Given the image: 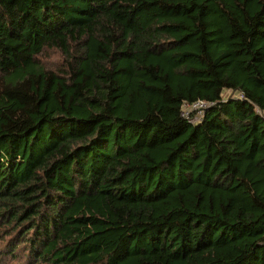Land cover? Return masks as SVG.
Wrapping results in <instances>:
<instances>
[{"label": "trees", "instance_id": "obj_1", "mask_svg": "<svg viewBox=\"0 0 264 264\" xmlns=\"http://www.w3.org/2000/svg\"><path fill=\"white\" fill-rule=\"evenodd\" d=\"M12 263L264 264V0H0Z\"/></svg>", "mask_w": 264, "mask_h": 264}, {"label": "built area", "instance_id": "obj_2", "mask_svg": "<svg viewBox=\"0 0 264 264\" xmlns=\"http://www.w3.org/2000/svg\"><path fill=\"white\" fill-rule=\"evenodd\" d=\"M208 107L209 103L203 100L184 103L182 107V115L191 123H199L204 119Z\"/></svg>", "mask_w": 264, "mask_h": 264}, {"label": "rangeland", "instance_id": "obj_3", "mask_svg": "<svg viewBox=\"0 0 264 264\" xmlns=\"http://www.w3.org/2000/svg\"><path fill=\"white\" fill-rule=\"evenodd\" d=\"M57 54L56 53H48V55L45 56V62L48 64V67H56V63H57ZM230 92V91H229ZM229 92H224L226 95L229 94ZM15 264V263H12Z\"/></svg>", "mask_w": 264, "mask_h": 264}]
</instances>
